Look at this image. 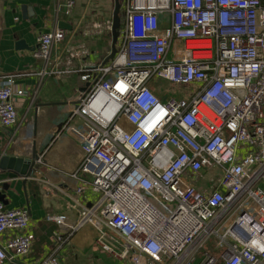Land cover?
<instances>
[{
    "label": "built area",
    "instance_id": "2783aa9c",
    "mask_svg": "<svg viewBox=\"0 0 264 264\" xmlns=\"http://www.w3.org/2000/svg\"><path fill=\"white\" fill-rule=\"evenodd\" d=\"M54 1L57 12L76 5ZM120 17L101 62L61 69L54 59L53 73L87 82L63 128L81 120L72 129L84 160L73 175L78 191L98 197L71 231H60L66 214L46 217L60 229L35 262L29 211L0 200V264H62L87 224L128 264H264V0H121ZM93 26L113 32V18ZM66 36H38L40 75ZM14 76L0 82L5 127L18 123L15 98L26 95ZM161 79L189 86L188 96L157 92Z\"/></svg>",
    "mask_w": 264,
    "mask_h": 264
},
{
    "label": "crops",
    "instance_id": "0c3cea01",
    "mask_svg": "<svg viewBox=\"0 0 264 264\" xmlns=\"http://www.w3.org/2000/svg\"><path fill=\"white\" fill-rule=\"evenodd\" d=\"M67 1L62 0V4ZM75 1L68 13L63 5L57 12L54 0H0V82L15 75L16 85L26 91L25 96L15 98L18 123L11 127L0 123V157L35 159L29 176L0 169V195L9 208L29 211L36 235L29 256L34 262L50 254L53 233L60 229L46 217L66 214V225L60 231H71L70 225H75L98 197L88 186L78 191L82 184L73 175L84 160L81 141L72 129L80 122L75 120L63 128L71 105L87 82L81 73H53L57 68L54 59H62L61 69L101 62L114 48L113 32L100 34L92 27L112 20L115 0ZM61 22L70 28H61ZM56 28L66 31V39L53 52L47 74L40 75L45 65L35 56L37 38ZM20 42L22 46H18ZM82 228L73 232L71 245Z\"/></svg>",
    "mask_w": 264,
    "mask_h": 264
},
{
    "label": "rangeland",
    "instance_id": "374dc122",
    "mask_svg": "<svg viewBox=\"0 0 264 264\" xmlns=\"http://www.w3.org/2000/svg\"><path fill=\"white\" fill-rule=\"evenodd\" d=\"M170 56H173L171 51ZM168 96L176 98H185L190 90L189 86L174 85L166 80L161 79L157 84ZM81 123V120H77ZM100 230L92 224L85 225L74 236V245L71 242L62 252V264H128L107 252L98 243ZM107 242L115 248H120L111 238H106Z\"/></svg>",
    "mask_w": 264,
    "mask_h": 264
},
{
    "label": "water",
    "instance_id": "95a60500",
    "mask_svg": "<svg viewBox=\"0 0 264 264\" xmlns=\"http://www.w3.org/2000/svg\"><path fill=\"white\" fill-rule=\"evenodd\" d=\"M121 0H115V10L113 17V35L115 40H117L119 32L118 29L121 25ZM61 28L69 29L70 26L65 22L60 23ZM23 42L18 43V46H22ZM115 51V50H114ZM34 158H25V157H17V156H9L7 154L0 157V169L1 170H9L13 171L16 174L22 176H29L32 173V170L35 165ZM0 200L4 201V196L0 195Z\"/></svg>",
    "mask_w": 264,
    "mask_h": 264
},
{
    "label": "trees",
    "instance_id": "16d2710c",
    "mask_svg": "<svg viewBox=\"0 0 264 264\" xmlns=\"http://www.w3.org/2000/svg\"><path fill=\"white\" fill-rule=\"evenodd\" d=\"M158 88H160L159 86H157V85H155L154 86V89L157 91V92H160L161 91V89H158Z\"/></svg>",
    "mask_w": 264,
    "mask_h": 264
}]
</instances>
